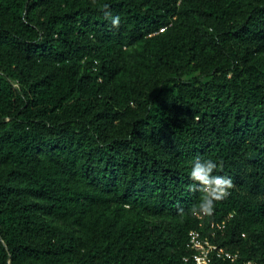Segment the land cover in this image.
Segmentation results:
<instances>
[{"label":"trees","instance_id":"obj_1","mask_svg":"<svg viewBox=\"0 0 264 264\" xmlns=\"http://www.w3.org/2000/svg\"><path fill=\"white\" fill-rule=\"evenodd\" d=\"M197 158L233 182L201 219ZM191 231L264 264V0H0V264H192Z\"/></svg>","mask_w":264,"mask_h":264},{"label":"clouds","instance_id":"obj_2","mask_svg":"<svg viewBox=\"0 0 264 264\" xmlns=\"http://www.w3.org/2000/svg\"><path fill=\"white\" fill-rule=\"evenodd\" d=\"M107 8V6H105ZM105 17L111 21V26L118 28L120 17L112 16L110 12H105ZM218 164L212 159L201 160L197 158L190 170V178L195 182L193 190L201 193L199 201L193 204L189 212L193 215H211L214 211L215 203L229 195V189L233 187L232 179L227 176L214 174ZM183 208L178 209V213L183 215Z\"/></svg>","mask_w":264,"mask_h":264},{"label":"built area","instance_id":"obj_3","mask_svg":"<svg viewBox=\"0 0 264 264\" xmlns=\"http://www.w3.org/2000/svg\"><path fill=\"white\" fill-rule=\"evenodd\" d=\"M164 29L160 28L158 33H162ZM203 216L205 215H197V218L201 219ZM218 228L220 227L218 226ZM188 238L190 249L193 251L191 255L192 264H218V260L233 262L238 258L237 254H231L210 243L207 238H202L198 231H191Z\"/></svg>","mask_w":264,"mask_h":264}]
</instances>
